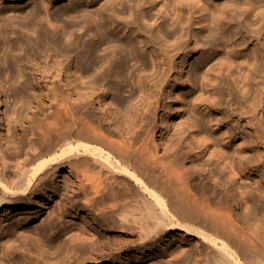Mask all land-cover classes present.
I'll list each match as a JSON object with an SVG mask.
<instances>
[{
    "label": "bare ground",
    "instance_id": "1",
    "mask_svg": "<svg viewBox=\"0 0 264 264\" xmlns=\"http://www.w3.org/2000/svg\"><path fill=\"white\" fill-rule=\"evenodd\" d=\"M57 1L0 0V75L15 83L20 60L23 88L38 83L57 106L42 142L0 137L13 144H0L2 264H18L15 249L23 264H264V217L232 214L238 176L264 186V0ZM5 2L31 6L14 15ZM127 13L133 39L111 28ZM207 184L219 201H205ZM52 198L75 220L63 238L42 219Z\"/></svg>",
    "mask_w": 264,
    "mask_h": 264
},
{
    "label": "rangeland",
    "instance_id": "2",
    "mask_svg": "<svg viewBox=\"0 0 264 264\" xmlns=\"http://www.w3.org/2000/svg\"><path fill=\"white\" fill-rule=\"evenodd\" d=\"M33 1H37L39 3L40 2L42 3V0H33ZM105 1L106 0H99V2L96 3L95 0H59L54 4V7L52 9H62L65 11L68 10L67 12H69V11L72 12L75 10H77V11L82 10V12H84V11L88 12V11H93L96 8H99L100 6H102L104 4ZM0 4H1V2H0ZM4 5L10 6L7 8V10L9 12L11 10H13V11H11V14H14V15L18 14V12H20V11L29 10V8L31 6V4H29L28 7L24 9V8H19L17 5L13 6L8 2H5ZM159 5H161V3ZM11 6H12V8H11ZM157 8H159V6ZM123 18L124 19L122 20V23H119L118 25L112 26L111 28L113 29L114 32H116L120 35L125 34L126 37H128V38H131V39L135 38V34H133V30L128 26L130 24V21H131L129 14L128 13L125 14L123 16ZM43 20H44V24L48 28L52 29L53 24H52V22L49 21V18L47 17L46 13H44V15H43ZM140 24L142 26H146L147 28H153V29H157V26H158V22L154 23L153 21H149V22L140 21ZM193 45H194V43L192 42L191 47ZM208 52H210V51H208ZM242 53L244 55H248L252 59V57H253L252 46L248 45V46L244 47L242 50ZM191 56H192L191 54L187 55V57H185V59L183 60V63H185L187 60H189V62L191 63L193 60V59H191ZM24 64L20 60L15 61V63L13 64L14 71H15L16 78H17V79H15L16 81L13 84L7 75H5V76L0 75V81L3 84V89L1 92V96H0V98H1L0 103L4 109V127L2 129L0 137L3 138V140L7 139L6 141H9L8 143H10V144L11 143H17L18 140L21 141L20 142L21 144L23 143L22 141H25L27 143L28 139H29L28 142L29 141L35 142V140H37L36 143L42 142V140L46 136V132L48 130V124L51 123V121H53V120H51L52 118L50 119L48 117L50 113L49 114H47V113L49 112V110H50V112H53L54 110L57 109L56 108L57 106H55L53 103H50L49 99H51V97H49L48 94H44V91H43L44 87H42L41 85H38V83H35L33 81L31 82V86H32L31 88L33 91H31V90L28 91L25 88H23L24 79L19 78L18 74L22 73V71L25 69ZM180 67L184 68L186 66L180 65ZM76 69H77V67H76V64L74 63L72 66V71L75 72ZM240 69H241L240 74H242V73L244 74L246 71L244 69V67H241ZM224 73H228V69L224 68ZM187 74L185 72V74L182 73L181 75H183V77H184V75L186 76ZM85 80H87V78H85ZM34 83H35V85H34ZM45 84H47L48 87H52L54 89H57V91L60 90V84L57 80H49ZM239 85L241 86L242 83H239ZM33 87H34V89H33ZM174 96L175 97L176 96L177 97H184L185 96L184 89H182V88L180 89V87L176 88V90L174 91ZM106 102L111 105L113 110L116 109L115 108L116 106L114 103V98L112 95H107ZM209 116L212 118L213 121H215L216 117H215L214 113H210ZM25 138H27V139H25ZM20 139H22V140H20ZM39 139L41 141H39ZM19 141H18V143H19ZM2 142H4V141H2ZM25 142L22 145H25L26 144ZM6 143L0 142L1 145L4 144V146H7V145L9 146V144L6 145ZM12 145H10V146H12ZM37 146H39V147H37ZM37 146H36V148H40V144H38ZM234 146H233V148H235ZM26 148H27V146H25V149ZM251 177L247 176V175H244V176L240 175L237 177V187L238 188H237L236 194L240 193L239 195L242 198L243 202H242L241 210L239 211V210L235 209L232 214H240L241 212L254 214L256 212L258 217L263 218L264 217V209L262 210V208H264V207H261V206H264L263 205L264 204V190H263L264 186L260 183V181H259L260 178L258 179L257 177H252V178ZM196 182L200 183V181H198V180ZM206 186L208 188V192L206 194V200L205 201H209V202L219 201V199L217 198V194H214L213 190L210 189L211 186L209 184H207ZM243 197H244V199H243ZM225 198L226 197H222V199H223L222 203L224 205L227 203V201H229L227 198L226 199ZM204 199H205V197H204ZM245 199L246 200L248 199V201H250L251 203L248 202L249 204H247V203L244 204V202H247V201H244ZM61 204H63V203L58 198H52L50 201V204L48 206L49 210L46 211L47 214H45L46 212L43 213L42 219L43 218L44 219L50 218V220L51 219H52V221L54 220L55 225L58 224L57 226H55L57 228L58 227L60 228V226L62 227V225H63V227H62L63 229H61L59 232L60 237L63 238L64 235L63 234L61 235V233L63 232L64 228L68 224H70L71 222H73V221L75 222V220L73 218H71L69 215H67V216L61 215L62 214V212L60 210ZM231 204H232V202H230V205ZM256 207H258V208H256ZM247 209L249 210V212ZM245 210H246V212H245ZM33 211L36 212L37 209H34ZM228 211H230V210H228ZM44 214H45V216H44ZM19 217H24V215L17 216V219ZM71 219H72V221H71ZM59 221H60V223H59ZM37 223H39V222H37ZM78 223H80V220H76V224H78ZM36 225H38V224L35 223V227H37ZM26 227H27L26 225H22L21 228L17 225L14 226L15 231L18 230L19 228L21 230L23 229L22 230L23 233H20L21 236H23V234L25 232H27ZM31 227H33V228L27 227L28 230L34 229L35 228L34 224ZM58 229L57 230L53 229V230H50L49 232H50V234H52V233L57 232ZM259 230L261 231V229H259ZM259 230L257 229V231H259ZM29 232H27V233H29ZM27 233H25V234H27ZM257 233L260 234V232H257ZM177 247L178 246H176L175 248H177ZM36 252L38 253V251H36ZM24 255H25V253L21 249H15L14 254H13L11 259L16 261L18 264H23V261H24L23 256ZM46 256H47V259H49L52 264L54 262H56L57 260L62 259L61 257L57 259L53 254H49V253L46 254ZM117 258L118 257H116V260H117ZM0 264H2L1 260H0ZM149 264H155V263L151 262Z\"/></svg>",
    "mask_w": 264,
    "mask_h": 264
}]
</instances>
